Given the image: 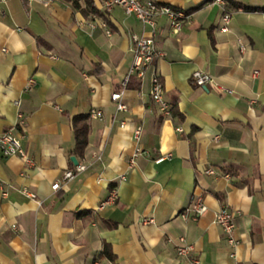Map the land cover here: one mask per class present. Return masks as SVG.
Masks as SVG:
<instances>
[{"label": "crops", "instance_id": "crops-1", "mask_svg": "<svg viewBox=\"0 0 264 264\" xmlns=\"http://www.w3.org/2000/svg\"><path fill=\"white\" fill-rule=\"evenodd\" d=\"M103 1L92 0L98 14L86 15L83 0L79 8L0 2V132L23 115L18 130L31 160L0 154V264H264V11L154 0L188 20L172 32L159 16L153 34L118 6L104 12ZM234 1L264 8V0ZM89 14L94 28L84 23ZM132 35L152 36L163 52L142 78L129 73ZM197 69L232 93L195 85ZM154 73L182 119L153 102ZM119 90L125 110L110 98ZM79 114H88L87 144L75 156L71 119ZM71 156L87 167L62 181L77 165ZM194 194L207 211L184 219ZM222 205L237 212L233 248L214 222ZM179 237L192 246L185 256L176 253Z\"/></svg>", "mask_w": 264, "mask_h": 264}, {"label": "built area", "instance_id": "built-area-1", "mask_svg": "<svg viewBox=\"0 0 264 264\" xmlns=\"http://www.w3.org/2000/svg\"><path fill=\"white\" fill-rule=\"evenodd\" d=\"M6 0H0V2H5ZM30 1V0H28ZM52 1V0H50ZM73 2V0H69ZM80 2V0H78ZM220 5H224L223 0H216ZM118 6L123 9L124 13L127 15H134L143 25L150 29V32L154 34L156 27V19L159 16H164L168 20L169 27L172 32L179 31L184 23L188 20V15L182 10L174 8L168 4H160L154 0H104L102 2V9L104 12H109L113 7ZM3 12L0 11V16ZM92 14L88 15V19L84 23L90 28L95 27V23L90 20ZM230 20V14L224 12L222 14L223 25L220 28L221 31L225 32L228 30V24ZM101 26L105 28V24L102 22ZM106 33L109 31L106 29ZM245 45L240 44V50H245ZM132 54L133 60L130 67V74H134L139 78H142L146 69L149 67H154L157 59L163 55L157 46L155 45L154 38L152 36L146 35H132ZM193 83L197 86L210 85L219 93H232L231 90L219 85L213 79V77L206 71L195 70L192 72L191 77ZM32 83V79H29V84ZM151 98L154 103L157 104L160 112L163 114H169V105L163 98V85L157 74L152 75L151 79ZM123 90L115 91L111 93L110 98L115 101L117 110H125L126 105L122 102ZM89 117L101 119V112L97 109H91L89 112ZM24 125L23 115H17L16 125L7 128L6 130L0 132V154L4 157L18 156L25 163H30L31 160L27 155L26 151L21 145L22 132L20 129ZM123 126V123H121ZM140 127L134 130V138L138 139L140 134ZM179 133L182 132L181 128H178ZM143 152L138 147L133 153V158L142 154ZM162 158H158L160 161ZM132 161V160H131ZM86 164L79 163L73 169H68L64 171L62 175V181H68L72 179L76 174L84 171L86 169ZM206 173L212 174L214 171L211 168L205 170ZM60 185V181H56L51 185L52 189H57ZM0 188L2 189V196H7V192L3 190V183L0 180ZM19 192L24 196L35 199V193L29 191L27 188L22 187ZM112 196H114L112 194ZM207 211V206L200 195H191L189 203L180 212V216L184 219L190 218L192 220L198 219ZM236 211L230 209L227 205H222L214 214V222L222 231V234L230 247H236L239 244V240L235 236L236 229ZM176 253L178 256H185L191 250L192 246L185 243L184 237L178 238V243L175 246Z\"/></svg>", "mask_w": 264, "mask_h": 264}, {"label": "trees", "instance_id": "trees-1", "mask_svg": "<svg viewBox=\"0 0 264 264\" xmlns=\"http://www.w3.org/2000/svg\"><path fill=\"white\" fill-rule=\"evenodd\" d=\"M85 3V7L81 9V11L86 15L88 13H95L98 14V10L93 5L92 0H83ZM226 4L230 8H242L245 11H256V10H263L264 8H258V7H250L247 5H243L239 2H236L234 0H225ZM73 6L75 8H79L78 0H73ZM169 116L170 117H178V119H182V114L179 113L175 106L171 105L169 107ZM88 114H79L75 115L71 119L72 128H73V135H74V147L71 150V153L75 156H81L83 154L84 148L87 144V133H88ZM108 246L104 245L103 253H106L108 258L112 259V254L106 252Z\"/></svg>", "mask_w": 264, "mask_h": 264}, {"label": "water", "instance_id": "water-1", "mask_svg": "<svg viewBox=\"0 0 264 264\" xmlns=\"http://www.w3.org/2000/svg\"><path fill=\"white\" fill-rule=\"evenodd\" d=\"M70 160L76 165L77 164V161H76V158L74 156H71L70 157Z\"/></svg>", "mask_w": 264, "mask_h": 264}]
</instances>
